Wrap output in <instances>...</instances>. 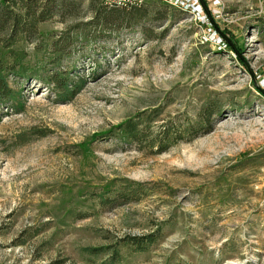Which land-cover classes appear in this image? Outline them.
<instances>
[{
	"label": "rangeland",
	"instance_id": "rangeland-1",
	"mask_svg": "<svg viewBox=\"0 0 264 264\" xmlns=\"http://www.w3.org/2000/svg\"><path fill=\"white\" fill-rule=\"evenodd\" d=\"M196 1L76 0L17 39L0 264H264V0ZM60 37L71 55L56 62ZM56 70L70 98L45 83ZM127 120L141 143L107 135ZM163 127L177 142L160 152Z\"/></svg>",
	"mask_w": 264,
	"mask_h": 264
},
{
	"label": "trees",
	"instance_id": "trees-1",
	"mask_svg": "<svg viewBox=\"0 0 264 264\" xmlns=\"http://www.w3.org/2000/svg\"><path fill=\"white\" fill-rule=\"evenodd\" d=\"M95 0H89V5L93 9ZM202 3V1H201ZM76 4V0H0V104L6 100L15 99L16 94L10 87L9 78L21 77L25 75V57L21 54L15 45L17 39L22 34L35 35L38 32V25L55 16L64 17L69 14V8ZM103 4V2H102ZM107 7L106 5H102ZM94 17L90 25H100L104 23V18L94 13ZM224 37V35H223ZM233 39V37L231 36ZM69 37L58 38L51 45V53L54 59L59 61L62 57L70 56ZM88 43L97 42V39L87 40ZM230 50H234L232 44L229 43ZM49 86L53 87L56 95L60 99L70 98V94H74L79 89L78 85L72 84L67 73L56 70L49 75L45 81ZM186 132L178 138H187L192 140L196 137L193 130L187 129ZM142 129L138 123L127 120L115 126L109 136H115L122 141H132L141 143L139 136ZM103 135L96 138L100 139ZM161 139L157 144L160 152L166 151L172 144L176 143L174 137H170V129L163 127L161 131ZM154 144V143H153ZM104 198V196H102ZM153 235L143 237H131L124 242H129L139 250H144V246H148L156 241Z\"/></svg>",
	"mask_w": 264,
	"mask_h": 264
},
{
	"label": "built area",
	"instance_id": "built-area-1",
	"mask_svg": "<svg viewBox=\"0 0 264 264\" xmlns=\"http://www.w3.org/2000/svg\"><path fill=\"white\" fill-rule=\"evenodd\" d=\"M135 1L136 0H102L103 4L106 6H127L128 4H132V2ZM171 1H175V3L179 5L192 6L194 9H201L202 7L201 4L197 3V1L193 2V0H171ZM191 2H193L192 5H190Z\"/></svg>",
	"mask_w": 264,
	"mask_h": 264
}]
</instances>
